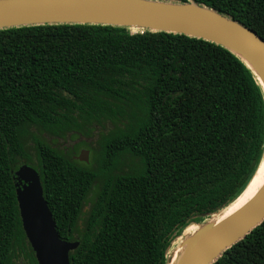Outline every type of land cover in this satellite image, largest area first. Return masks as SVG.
I'll return each mask as SVG.
<instances>
[{"label":"trees","instance_id":"1","mask_svg":"<svg viewBox=\"0 0 264 264\" xmlns=\"http://www.w3.org/2000/svg\"><path fill=\"white\" fill-rule=\"evenodd\" d=\"M166 1L207 6L264 40V0ZM43 133L98 135L100 148L80 137L85 164ZM263 159L264 92L222 45L100 24L0 29V264H38L12 180L24 163L60 237L80 242L70 264H168ZM213 264H264V221Z\"/></svg>","mask_w":264,"mask_h":264},{"label":"water","instance_id":"2","mask_svg":"<svg viewBox=\"0 0 264 264\" xmlns=\"http://www.w3.org/2000/svg\"><path fill=\"white\" fill-rule=\"evenodd\" d=\"M59 23L123 26L132 33L164 31L214 42L238 56L264 92V40L252 29L194 1L0 0V29ZM89 158L86 149L75 157L83 163H89ZM12 180L23 231L38 264H70V253L80 242L60 237L40 174L24 163L12 171ZM216 220L183 241L184 251L176 259L169 255L168 264L215 263L264 221V187L231 217L220 223Z\"/></svg>","mask_w":264,"mask_h":264},{"label":"bare ground","instance_id":"3","mask_svg":"<svg viewBox=\"0 0 264 264\" xmlns=\"http://www.w3.org/2000/svg\"><path fill=\"white\" fill-rule=\"evenodd\" d=\"M263 187H264V162L259 167V170L257 171L255 177L253 178L252 182L249 184L247 189L229 208H227L217 217L216 221L220 223L231 217L233 214H235L237 211L243 208L246 204H248L252 199H254V197L263 189ZM182 242L183 241L175 244L174 249L170 253L171 256L174 254L173 256L175 259L185 249L184 242L183 243Z\"/></svg>","mask_w":264,"mask_h":264},{"label":"rangeland","instance_id":"4","mask_svg":"<svg viewBox=\"0 0 264 264\" xmlns=\"http://www.w3.org/2000/svg\"><path fill=\"white\" fill-rule=\"evenodd\" d=\"M37 132H38V130H37ZM95 134H97V133L95 132ZM43 136L46 137L47 140H49V138H51L52 140L50 142H53V144L55 146H58L59 148H64L65 145H68L70 147L69 149H71V147H72L73 149L69 150V152L72 154L73 158L77 157L79 155L81 149H90L89 147H86V145H85V146H81L80 148H78L75 151H72V150L76 149L77 146H80V144L78 143L79 141H81L80 137L81 136H85V135L80 134V133L74 134V135H72L70 137H67L66 139H63V138L59 139L57 137H52V136H49L46 133H43ZM85 137L87 138L88 142L91 139L90 141H91V148L92 149L98 150L100 148L99 145H98V135H90L89 137H87V136H85ZM69 141H71V142H69ZM30 143H32V140H30ZM65 150H66V148H65ZM90 158L92 160V152H91V157ZM236 205H234V206H236ZM198 229H199V227H190L189 229H187L186 232L184 233V236L182 237L181 241H185L193 233H195Z\"/></svg>","mask_w":264,"mask_h":264},{"label":"flooded vegetation","instance_id":"5","mask_svg":"<svg viewBox=\"0 0 264 264\" xmlns=\"http://www.w3.org/2000/svg\"><path fill=\"white\" fill-rule=\"evenodd\" d=\"M82 150V149H81ZM86 150H88L89 151V154H90V157H91V150L90 149H86ZM74 159H75V157H74ZM77 160V159H76ZM90 158H89V163H90ZM89 163H85V164H89Z\"/></svg>","mask_w":264,"mask_h":264}]
</instances>
